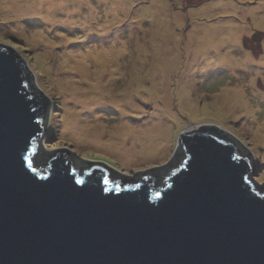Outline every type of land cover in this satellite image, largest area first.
<instances>
[{"label":"rangeland","instance_id":"374dc122","mask_svg":"<svg viewBox=\"0 0 264 264\" xmlns=\"http://www.w3.org/2000/svg\"><path fill=\"white\" fill-rule=\"evenodd\" d=\"M19 1L0 0V40L52 96L50 150L135 172L212 122L249 145L264 181V0Z\"/></svg>","mask_w":264,"mask_h":264},{"label":"water","instance_id":"95a60500","mask_svg":"<svg viewBox=\"0 0 264 264\" xmlns=\"http://www.w3.org/2000/svg\"><path fill=\"white\" fill-rule=\"evenodd\" d=\"M51 105L0 40V264H264V181L236 133L201 123L171 160L124 172L50 150Z\"/></svg>","mask_w":264,"mask_h":264},{"label":"bare ground","instance_id":"6f19581e","mask_svg":"<svg viewBox=\"0 0 264 264\" xmlns=\"http://www.w3.org/2000/svg\"><path fill=\"white\" fill-rule=\"evenodd\" d=\"M41 1H43V0H31L30 2L32 3V4H34V5H36V4H38V3H41ZM20 3V1L19 0H14V3H13V5H16V4H18V3ZM4 8H8V10L10 9V8H12L11 6H9L8 7V4L6 3V6L4 7ZM87 57H85V59H86ZM84 62H86V60H84ZM100 91L102 92V88L100 89ZM83 105H86V106H88V105H92L93 103H87V102H81ZM72 124L71 125H75L76 126V123H77V121H76V118H74V120L71 122ZM79 135H80V132H79Z\"/></svg>","mask_w":264,"mask_h":264},{"label":"trees","instance_id":"16d2710c","mask_svg":"<svg viewBox=\"0 0 264 264\" xmlns=\"http://www.w3.org/2000/svg\"><path fill=\"white\" fill-rule=\"evenodd\" d=\"M45 166H46V165L41 166V167H39V168H44ZM164 179H166V177H162V178L160 179V181H159V180L157 181V183L161 185V183H164Z\"/></svg>","mask_w":264,"mask_h":264},{"label":"flooded vegetation","instance_id":"af4514ba","mask_svg":"<svg viewBox=\"0 0 264 264\" xmlns=\"http://www.w3.org/2000/svg\"><path fill=\"white\" fill-rule=\"evenodd\" d=\"M164 177H166V176H164ZM167 178V177H166ZM165 180V179H164Z\"/></svg>","mask_w":264,"mask_h":264}]
</instances>
